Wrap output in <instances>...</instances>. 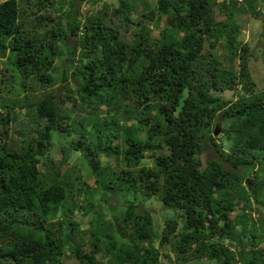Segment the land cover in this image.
<instances>
[{"label":"trees","instance_id":"1","mask_svg":"<svg viewBox=\"0 0 264 264\" xmlns=\"http://www.w3.org/2000/svg\"><path fill=\"white\" fill-rule=\"evenodd\" d=\"M83 1L0 2V83L9 67L19 91L44 92L0 101V264H63L67 250L79 264H162L157 242L175 264H264V216L252 209L264 207V68L255 76L235 19L255 24L258 0H141L149 23L134 19V0L78 18ZM15 107L32 121L11 128ZM62 138L92 185L49 161ZM210 145L218 157L203 161ZM137 196L177 218L158 232ZM79 209L89 229L71 219Z\"/></svg>","mask_w":264,"mask_h":264},{"label":"rangeland","instance_id":"2","mask_svg":"<svg viewBox=\"0 0 264 264\" xmlns=\"http://www.w3.org/2000/svg\"><path fill=\"white\" fill-rule=\"evenodd\" d=\"M2 0H0L1 2ZM107 2L111 8H114L115 6L118 5L119 0H99L97 1L95 4H92L91 1L86 0L83 2H76V7L78 8V13H77V17L78 18H82L83 16H87L88 14H90L92 12L95 13L96 11H98V9H100V6L102 5L103 2ZM136 3V8L132 11V15L134 17V19L138 20H143L146 23L148 20H146L145 18L141 17V13L144 11L143 9V5L141 4V0H134ZM151 1V4L154 5L155 0H149ZM221 1V0H218ZM257 5L259 6V9L262 13V16L260 17V19L256 20V23L254 24V22H251V17L249 15L248 12H244L241 14H238L235 16V19L238 23H240L241 27H240V33L237 36V40L241 41V43H249V48L250 50L255 54L252 56L251 59V66L254 70V74L255 76H258L260 74H262L263 72V68H264V0H258ZM89 8H91L92 10H90ZM111 8L109 7V11H111ZM55 13V11H53ZM216 17L218 20L222 19L224 17V15L220 14L218 11H216ZM134 27V26H132ZM151 27V26H150ZM159 33L157 29L151 28V32H150V37L151 38H155L158 37ZM69 42H71L69 40ZM224 53V52H223ZM226 54V53H224ZM225 62V61H224ZM59 69V65L57 64L54 68V72L57 73ZM2 78L3 81L0 83V101L2 100L4 103H9L11 100H15L16 101H23L25 100L24 97L28 94L29 95V100L30 101H34L37 100L38 98H40L44 92L41 91H36V92H28L26 94H24L23 92L19 91L18 87L15 86L14 81H13V75H12V71L9 69V67H4L2 68ZM56 86V85H55ZM221 95L224 98H234L235 94L232 91H224L223 93H221ZM68 104L70 105V102L68 101ZM5 111V110H4ZM13 114V115H12ZM13 116V117H12ZM12 118V119H11ZM32 121V116L26 113V108H19V107H15L12 111H11V117L9 120V125L12 128L14 125H21L24 123H30ZM225 124V123H223ZM218 128V133L217 135H215L216 137L220 136V138H218L216 141L217 143L222 142L223 148L224 149H228V145L230 143V140L226 138V136L222 135L221 129H222V123L220 122L219 125H217ZM7 139L10 140L11 142V146L14 147L15 149H17V147L20 145L18 142V137L17 135L13 134L11 136H9ZM69 142L68 139H59V140H55V144L52 147V149L50 150V152L48 153V159L51 163H59L62 167H61V171L62 172H71L73 170H77L78 172V177L80 180L86 181L87 183H89L90 185H92L93 183V177H92V173L91 171H89L88 165L85 162V160L83 158L80 157V152H74L71 151H65V153H63L60 149V145L64 144L67 145V143ZM118 139L114 140V143H117ZM15 144V145H14ZM218 154L216 153V150L214 149V147L212 145L208 146L206 148V151L202 154V160L204 161L205 159H210V158H217ZM102 159H107V158H103ZM44 160V158H43ZM108 162H110L111 164H115L114 159L113 158H108ZM105 162H103V165L105 166ZM151 164V163H149ZM115 166V165H114ZM224 166L226 168H230V166L227 163H224ZM40 170L45 171L47 170V166L46 165H39ZM116 167V166H115ZM237 173H241V170H233ZM244 172V171H243ZM244 176L246 177H252V174L249 173L247 174L246 172H244ZM252 185V184H251ZM84 196H81L80 199H83ZM131 198V197H130ZM92 200H96V194L91 196ZM136 201L137 202H142L147 209H150L151 212H153V216H154V224L155 227H157V231L161 232L163 227H164V220L165 218H177V214L175 211H172L170 209H166L163 207L162 203L158 200L154 199H149V200H145L140 196L136 197ZM252 209H253V215L257 216V215H261L264 216V207L262 205H259L257 203H253L252 204ZM89 215H84L83 210H80L78 212H75L74 214H72L71 219L77 220L79 222H81V227L83 229H89V223L87 222ZM107 219H111L110 215L106 216ZM89 233L86 234V236H88ZM156 245L158 246L159 250L161 251V254L159 255V261L162 264H175L174 258L175 256L172 254V252H170V249L168 246H161L158 245V242L156 243ZM89 245H86L85 247H83L84 250H88ZM164 252H170L171 256L170 258L163 256ZM62 263L63 264H79L77 258H75V256H73L69 250H67L62 258ZM2 264H9V263H2ZM184 264H212L211 261L207 260L205 257H202L200 259H196V258H192L189 261H187Z\"/></svg>","mask_w":264,"mask_h":264},{"label":"water","instance_id":"3","mask_svg":"<svg viewBox=\"0 0 264 264\" xmlns=\"http://www.w3.org/2000/svg\"><path fill=\"white\" fill-rule=\"evenodd\" d=\"M217 133H218V128L215 127L213 134L214 135H217ZM246 182H247V185L250 187L251 186V183L248 180H246Z\"/></svg>","mask_w":264,"mask_h":264},{"label":"clouds","instance_id":"4","mask_svg":"<svg viewBox=\"0 0 264 264\" xmlns=\"http://www.w3.org/2000/svg\"><path fill=\"white\" fill-rule=\"evenodd\" d=\"M90 10H92L91 8H89Z\"/></svg>","mask_w":264,"mask_h":264}]
</instances>
